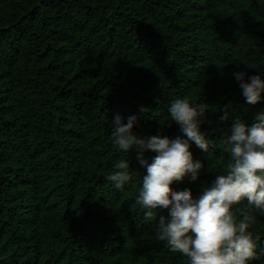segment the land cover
Returning a JSON list of instances; mask_svg holds the SVG:
<instances>
[{
    "label": "trees",
    "instance_id": "obj_1",
    "mask_svg": "<svg viewBox=\"0 0 264 264\" xmlns=\"http://www.w3.org/2000/svg\"><path fill=\"white\" fill-rule=\"evenodd\" d=\"M237 71L264 74L261 0H0V264H187L155 240L138 180H106L121 157L146 174L134 150H114L111 121L135 115L138 135L186 138L168 106L204 105L214 146L192 143L199 178L171 185L199 198L231 162L233 120L264 112ZM253 230L251 264H264L263 214Z\"/></svg>",
    "mask_w": 264,
    "mask_h": 264
},
{
    "label": "clouds",
    "instance_id": "obj_2",
    "mask_svg": "<svg viewBox=\"0 0 264 264\" xmlns=\"http://www.w3.org/2000/svg\"><path fill=\"white\" fill-rule=\"evenodd\" d=\"M233 76L246 103L264 100V74L249 76L247 71H237ZM167 112L186 138L170 139L160 131L141 136L134 131L137 116L127 117V122L121 115L115 116L110 125L114 150L125 154L134 150L146 174L121 157L113 161L106 180L118 191L134 178L138 180L135 203L154 223L155 240L170 253L185 257L187 264H251L258 258L262 239L253 228L258 215H264V112L250 126L238 117L233 120L222 141L231 162L199 198H193L189 188L176 191L171 185L185 178L198 180L203 165L194 160L192 143L204 152L214 146L201 131L206 108L187 96H177ZM220 119L229 117L226 113Z\"/></svg>",
    "mask_w": 264,
    "mask_h": 264
}]
</instances>
